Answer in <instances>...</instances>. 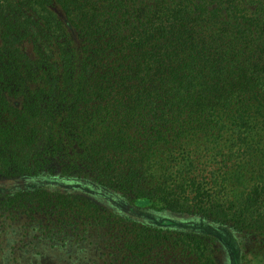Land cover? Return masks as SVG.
<instances>
[{
  "label": "trees",
  "instance_id": "obj_1",
  "mask_svg": "<svg viewBox=\"0 0 264 264\" xmlns=\"http://www.w3.org/2000/svg\"><path fill=\"white\" fill-rule=\"evenodd\" d=\"M0 177L28 181L0 186L3 224L93 234L103 264L217 261L89 195L232 225L264 257V0H0Z\"/></svg>",
  "mask_w": 264,
  "mask_h": 264
},
{
  "label": "rangeland",
  "instance_id": "obj_2",
  "mask_svg": "<svg viewBox=\"0 0 264 264\" xmlns=\"http://www.w3.org/2000/svg\"><path fill=\"white\" fill-rule=\"evenodd\" d=\"M26 182L28 181L0 177V186L6 188L17 183L25 185ZM89 196L97 203L114 208L135 221L206 236L217 264H264V257H255L258 256L255 242L250 238L243 239L241 231L236 230L232 225H221L194 214L132 209L128 204L119 206L113 203L114 200L110 201L101 195ZM144 204H146L144 201L138 202V205L144 206ZM1 221L3 220L0 218V264H103L104 262L99 259L101 244L96 242V236L93 234L81 241L76 236L66 237L63 236L66 234L64 231L71 229L63 224L53 232L51 229L45 231L38 224L40 217L31 220L22 216L15 221L8 220L4 224ZM163 222L167 223L163 224ZM74 228L78 229L76 226ZM60 230L63 235L59 233ZM104 251L109 252L106 249ZM241 251L246 254L247 258L244 260L240 257Z\"/></svg>",
  "mask_w": 264,
  "mask_h": 264
},
{
  "label": "flooded vegetation",
  "instance_id": "obj_3",
  "mask_svg": "<svg viewBox=\"0 0 264 264\" xmlns=\"http://www.w3.org/2000/svg\"><path fill=\"white\" fill-rule=\"evenodd\" d=\"M244 255H245V254H243V252L241 251V256H240V257H242L243 260L245 259ZM241 264H242V263H241Z\"/></svg>",
  "mask_w": 264,
  "mask_h": 264
}]
</instances>
